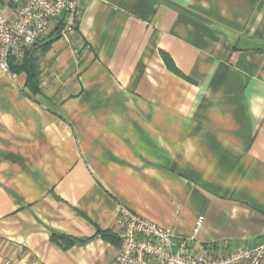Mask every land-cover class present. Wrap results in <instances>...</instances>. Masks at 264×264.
I'll list each match as a JSON object with an SVG mask.
<instances>
[{"label": "crops", "instance_id": "0c3cea01", "mask_svg": "<svg viewBox=\"0 0 264 264\" xmlns=\"http://www.w3.org/2000/svg\"><path fill=\"white\" fill-rule=\"evenodd\" d=\"M61 21L39 92L0 70V264H114L98 232L121 206L182 250L263 245L264 0H82Z\"/></svg>", "mask_w": 264, "mask_h": 264}, {"label": "built area", "instance_id": "2783aa9c", "mask_svg": "<svg viewBox=\"0 0 264 264\" xmlns=\"http://www.w3.org/2000/svg\"><path fill=\"white\" fill-rule=\"evenodd\" d=\"M82 0H25L13 19L0 13V70L12 74L11 58L40 43L51 23L63 24L61 36L75 32ZM203 218L195 227L199 230ZM111 232L120 241L114 264H263L264 244L257 247L214 246L181 249L173 232L121 206Z\"/></svg>", "mask_w": 264, "mask_h": 264}, {"label": "trees", "instance_id": "16d2710c", "mask_svg": "<svg viewBox=\"0 0 264 264\" xmlns=\"http://www.w3.org/2000/svg\"><path fill=\"white\" fill-rule=\"evenodd\" d=\"M50 43L40 44L36 43L29 47L23 48L19 51L22 53V59L19 62L18 59H13L10 61V69L13 73H21L24 72L27 75V87L33 93L39 92V72H38V57H36V52L39 50L45 51L48 48ZM18 60V61H17ZM104 241L113 244L114 246L120 248V241L117 239L116 235H114L111 231H99L98 232Z\"/></svg>", "mask_w": 264, "mask_h": 264}]
</instances>
